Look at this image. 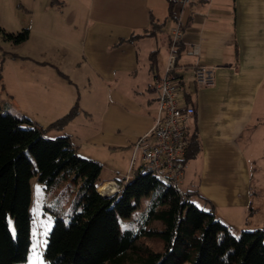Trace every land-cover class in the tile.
<instances>
[{
  "label": "crops",
  "instance_id": "0c3cea01",
  "mask_svg": "<svg viewBox=\"0 0 264 264\" xmlns=\"http://www.w3.org/2000/svg\"><path fill=\"white\" fill-rule=\"evenodd\" d=\"M61 1L69 4L68 0H49L39 5L38 0H29L28 6L23 3L24 0L21 3L33 12L47 11L43 19L46 32H54L59 29L60 23L52 22L50 19L53 14L49 12L55 10V7L63 11L59 9ZM89 1L95 19L88 27L86 40L81 39L85 50L91 48L87 47V43L92 28L93 34L102 37L103 33L112 32L113 27H118L116 18L127 20L123 22L127 30H123V33L118 31V38L108 41L104 49L99 47L93 50L90 59L92 65H98L96 74L104 81H108V75L115 76L119 71L135 79L130 88L143 98L144 112L150 111V120L145 122L139 133L144 135L154 125L158 92L153 83L157 76L167 73L172 46L170 34L177 22L176 9L172 18L169 16L168 0ZM157 1L167 5L165 12L161 11L162 7L156 6ZM156 7L159 13L155 12ZM103 16H109L111 22L100 19ZM180 17L185 25L183 39L178 44L180 50L177 52L176 64V72L182 77L180 103L195 108L193 120L197 121L202 141L201 152L193 158L200 164H195L193 175L189 178L191 187L185 191L180 190L183 193L192 191L191 200L195 204L198 201L214 208L218 219L238 235L242 230L256 229L259 224H264V212L258 221L252 220L253 215L264 207L255 200L253 187L254 172L259 167L257 162L264 163V0L197 2L183 7ZM154 19L163 25L161 31L150 36L148 32L153 28ZM167 24L169 27L165 31L164 26ZM163 35L166 36L165 55L161 66L157 54V72L151 75L152 66L148 62L141 77L135 42L140 39L152 41ZM94 43H91L93 47ZM53 45H39L36 52L31 47L17 51L18 54L28 56L30 61L14 67L11 64V70L5 77L1 74L5 68L0 62V105L19 117H28L43 128L42 122L49 120L51 115L54 114L55 119L60 118L78 104L74 105L75 95L68 89L65 79L68 73L65 67L67 62L64 61L67 52L61 51V48L53 50ZM195 49L198 54H191ZM152 52L149 51V57ZM11 61L14 62V58ZM116 63L121 64L122 68L118 70L114 66ZM198 63L214 69L213 86L201 87L194 81L192 70ZM59 85L65 89L64 92L58 90ZM22 102H25V106L32 104L34 109L28 110ZM35 109L45 116L34 115ZM74 119L70 121L73 126L76 121ZM116 133L112 135L119 139L121 134ZM67 136L71 138L72 133H67ZM132 140L131 136H125L122 140H116L115 144L134 148L136 142ZM72 144L76 152L79 151L77 144L73 141ZM186 168L187 162L181 182L183 186L186 182ZM111 180L122 181L117 178Z\"/></svg>",
  "mask_w": 264,
  "mask_h": 264
},
{
  "label": "trees",
  "instance_id": "16d2710c",
  "mask_svg": "<svg viewBox=\"0 0 264 264\" xmlns=\"http://www.w3.org/2000/svg\"><path fill=\"white\" fill-rule=\"evenodd\" d=\"M176 2L168 0L172 18ZM162 25L154 19L148 35L161 31ZM0 34L17 44L30 37L29 29L7 32L0 27ZM156 56L153 51L152 67L157 65ZM171 74L182 82L176 68ZM76 108L51 127L71 120ZM45 131L0 105V264L27 260L32 242V178L50 187L67 174L80 184V195L68 221L60 216L54 220L45 251L48 264H264V227L235 235L214 208L206 210L191 200L192 191L183 193L169 185L153 195L136 230L121 229L119 218H129L141 199L155 192L160 184L157 177L139 166L120 192L103 197L98 188L102 165L79 156L69 136L50 138ZM187 134L184 163L202 150L196 120ZM144 237H161L164 249L156 251Z\"/></svg>",
  "mask_w": 264,
  "mask_h": 264
},
{
  "label": "rangeland",
  "instance_id": "374dc122",
  "mask_svg": "<svg viewBox=\"0 0 264 264\" xmlns=\"http://www.w3.org/2000/svg\"><path fill=\"white\" fill-rule=\"evenodd\" d=\"M28 1L29 0H24L23 3L28 6L30 5ZM79 1L68 0L69 4L63 1H61V4L56 2L61 7L63 6L59 8L63 9V11L55 7V10H50L49 13L53 14L50 19L52 22L60 23L59 29H56L54 32H46L43 19L44 15L48 14L45 13L47 11L44 13L40 10L35 12L30 11L22 6L21 0H0V27L7 32H19L22 31V29H29L30 31L29 39L19 44L11 43V41L7 42L3 35L0 34V47H3L0 48L2 51L0 62L5 68L1 74H3V77L7 76L11 70V64L12 67H14L30 61L27 59L28 56L18 54L17 51L19 50L31 47L36 52V47H39V45L42 46L44 43H53L56 45L52 46L53 50L61 48V51L65 50L67 52L64 61L67 62L65 67L68 68V73L65 79L68 89L75 95L74 105L78 103L76 105L78 113L60 127H51L50 124L52 121H57L64 117L66 113L57 119L53 118V114L51 115L52 121H50L51 118H49V120H44L45 122L42 123H44L47 137L55 138L58 136H65L67 133H72L71 140L74 144H77L79 149L76 153L83 158L95 160L102 165L98 184L102 183L103 185L111 179L117 178L123 180V178L131 172L130 167L134 153L133 146L130 148L124 147L122 144H115V141L119 139L122 140L125 136H131V139H134L132 141L136 142L139 137H142L143 135L139 133L145 122H147L148 119L150 120V111L145 110L144 112L142 109L143 98L138 96L136 90L134 91L130 88L131 82L133 83L135 79H131L126 73L119 71L115 76L108 75L106 78L108 81H104L102 77L96 74L98 65L95 66L91 64L92 60L90 58L92 57L93 50L95 51L96 48L99 47L104 49L108 41L111 42L113 41L111 39H117L118 31L123 33V30H127L124 28L125 26L123 24V22L127 20L123 21V18H116L115 21L113 18L115 23H118V27H113L112 32L103 33L104 35H102V37L93 34L92 28V34H90V40L87 43V47L91 46V48L85 50L84 42H82L81 39L83 38V40H86V32L88 31V27L94 23L93 20L95 17L91 13L90 1ZM42 2L48 3L49 0H38V5ZM82 4H84V6ZM156 6L162 7V12H165L167 9V5L164 4L163 1H157ZM158 7L154 9L157 13H159V10H156ZM117 9H119V6ZM100 19L107 22L110 21L109 16H103L100 17ZM168 27L169 24L164 26L165 31ZM114 36H116V38H113ZM165 38L166 36L163 35V37L156 38L152 41L140 39L135 42V49L137 48L136 51L139 56V65L141 68L139 75H141V77L144 75V68L148 67V62H153L151 56L149 57L150 50L157 51L159 67L161 66V61L165 55ZM92 42H95L94 47L91 44ZM127 43L128 42H126V44ZM13 58L15 60L14 62L11 61ZM114 66L117 67L118 70L122 68L121 64L116 63ZM156 69V65L152 67L151 75L157 72ZM145 72L148 74V71ZM138 79L140 81V76ZM58 88V90L62 92L65 91L60 85ZM22 104L25 106V102H22ZM25 107L29 108L28 110L31 111L34 109L32 104H28ZM69 111H71V109ZM34 113V115L38 114L41 117L45 116L36 109ZM77 115L79 116L77 117ZM74 118L76 121L73 126L70 121ZM116 132H120L121 134V136H118L119 139L112 135L117 134ZM194 159L187 161L186 182L184 186L180 183L179 189L185 191L191 187L189 178L193 175L195 164H200L194 161ZM140 162L141 152L138 154L137 164ZM257 165L259 166L258 170L254 172L255 175L253 177L254 197L255 200L261 202L263 206L264 163L257 162ZM119 174L121 175L118 176ZM31 187L32 242L27 260L17 264H48L45 258V251L49 233L54 225V220L56 216H60L66 221L69 220L80 195V184L72 179V175L67 174L66 177L60 176L50 187L38 181L37 177H33L31 180ZM164 189H166V186L160 183L152 195L141 199L138 207L129 218H119L121 229L136 230L149 210L150 200L153 195ZM196 202L199 207L206 210L209 209V206H204V204L198 201ZM263 212L264 207L259 213L253 215L252 220L258 221L259 218L263 217ZM157 225L160 224L157 223ZM258 227L262 228L264 224H259ZM11 228L14 231V224L12 222ZM144 240L156 251H162L164 249L165 241L161 237H144Z\"/></svg>",
  "mask_w": 264,
  "mask_h": 264
},
{
  "label": "built area",
  "instance_id": "2783aa9c",
  "mask_svg": "<svg viewBox=\"0 0 264 264\" xmlns=\"http://www.w3.org/2000/svg\"><path fill=\"white\" fill-rule=\"evenodd\" d=\"M211 1L213 0H177L175 5L177 22L170 34L172 46L167 73L164 76H157L153 83L158 92L154 125L134 144L130 174L122 182L110 180L103 184L115 186V191L110 194L111 196L121 191L139 166L144 167V172L155 175L160 183L179 188L185 168L183 160L188 146L187 133L196 114L193 106L181 105V82L178 77L171 74L176 68L178 44L183 39L185 28L180 16L182 8L185 6ZM190 53L198 54V51L195 49ZM192 75L194 81L201 87H209L215 84L214 69L204 64H196L192 70ZM139 152H141V162L137 164Z\"/></svg>",
  "mask_w": 264,
  "mask_h": 264
},
{
  "label": "bare ground",
  "instance_id": "6f19581e",
  "mask_svg": "<svg viewBox=\"0 0 264 264\" xmlns=\"http://www.w3.org/2000/svg\"><path fill=\"white\" fill-rule=\"evenodd\" d=\"M100 193L104 195L112 194L115 191L114 185L105 184L99 187Z\"/></svg>",
  "mask_w": 264,
  "mask_h": 264
},
{
  "label": "water",
  "instance_id": "95a60500",
  "mask_svg": "<svg viewBox=\"0 0 264 264\" xmlns=\"http://www.w3.org/2000/svg\"><path fill=\"white\" fill-rule=\"evenodd\" d=\"M102 196L107 198V197H110L111 195H102Z\"/></svg>",
  "mask_w": 264,
  "mask_h": 264
}]
</instances>
